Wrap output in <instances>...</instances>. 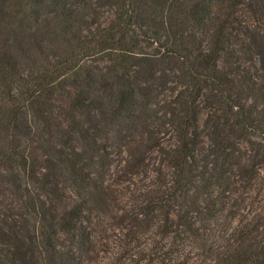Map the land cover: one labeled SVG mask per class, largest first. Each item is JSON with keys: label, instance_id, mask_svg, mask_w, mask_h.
I'll use <instances>...</instances> for the list:
<instances>
[{"label": "trees", "instance_id": "obj_1", "mask_svg": "<svg viewBox=\"0 0 264 264\" xmlns=\"http://www.w3.org/2000/svg\"><path fill=\"white\" fill-rule=\"evenodd\" d=\"M0 264H264V0H0Z\"/></svg>", "mask_w": 264, "mask_h": 264}]
</instances>
